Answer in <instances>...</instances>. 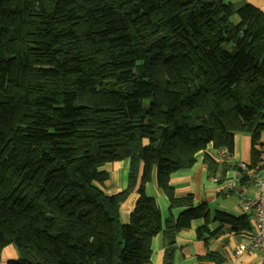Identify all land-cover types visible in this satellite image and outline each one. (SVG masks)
Listing matches in <instances>:
<instances>
[{
    "label": "trees",
    "instance_id": "obj_1",
    "mask_svg": "<svg viewBox=\"0 0 264 264\" xmlns=\"http://www.w3.org/2000/svg\"><path fill=\"white\" fill-rule=\"evenodd\" d=\"M238 21L235 22L234 19ZM251 138L262 160L264 12L225 0H0V254L7 264H148L163 235L173 264L182 230L208 241L252 217L177 197L172 176L197 156ZM128 161L108 195L102 168ZM205 161L219 182L237 166ZM219 176V177H218ZM169 204L164 218L146 188ZM137 191L128 223L121 205ZM174 211H178L175 215ZM218 223L215 228L212 224ZM197 264H226L208 253Z\"/></svg>",
    "mask_w": 264,
    "mask_h": 264
},
{
    "label": "crops",
    "instance_id": "obj_2",
    "mask_svg": "<svg viewBox=\"0 0 264 264\" xmlns=\"http://www.w3.org/2000/svg\"><path fill=\"white\" fill-rule=\"evenodd\" d=\"M227 3L242 4L250 3L264 12V0H225ZM216 150L212 145H209L206 152H201L197 156L196 164L190 169H183L175 173L171 178V184L175 188L177 197H184L188 194H193L195 205L207 203L210 209L211 217L213 218L216 211L225 212L233 216H241L246 214L240 201H232L231 197H227L225 192V184L228 180L237 176L236 171L229 170L226 174L225 181L214 183L211 178L212 174L208 164L205 161L206 154H213ZM260 152L261 162L255 167L260 174H264V134H262L261 141L258 146ZM252 145L251 138L248 134L237 133L235 135V144L233 157L236 162L251 164ZM109 169L110 179L104 184V190L108 195H113L124 190L128 182V161H121L111 163ZM231 165V164H230ZM232 166V165H231ZM123 171L124 179H121V172ZM127 173V174H126ZM126 174V177H125ZM219 177V176H218ZM242 195L251 196L255 187L250 181L243 186H239ZM146 191L155 193V199L158 198V205L161 209L169 208L168 201L161 189H159L155 182L150 183ZM139 198L137 191H134L127 201L121 205L120 216L125 215L129 221L130 215L133 213L136 202ZM157 201V200H156ZM199 203V204H198ZM240 209H239V208ZM178 211H174V214ZM163 214V213H162ZM203 225V221H195L191 229L182 230L174 242V260L173 264H197V258L205 256L208 253H218L225 257L226 264H264L263 257L260 251H249L241 256L235 258L232 256V251L240 244L245 242L242 238V233H231L228 228H224L223 234L217 238L208 241L197 238L196 230ZM219 224L214 223L212 227L215 228ZM167 244L163 235H158L154 238L152 244V257L148 264H163L167 254ZM18 258V251L10 245L6 247L0 254V264H7L9 261Z\"/></svg>",
    "mask_w": 264,
    "mask_h": 264
},
{
    "label": "built area",
    "instance_id": "obj_3",
    "mask_svg": "<svg viewBox=\"0 0 264 264\" xmlns=\"http://www.w3.org/2000/svg\"><path fill=\"white\" fill-rule=\"evenodd\" d=\"M213 158L217 164L223 165L228 163L240 168L255 187V191L251 196L242 195L238 183V174L225 184L226 196L238 195L240 197V203L245 212L251 215L253 224L251 232L242 233V238L245 239V242L232 251V256L237 258L249 251H260L264 262V174H260L251 164L236 162L228 149L222 148L215 151ZM211 180L214 183L218 182V179L214 175H212Z\"/></svg>",
    "mask_w": 264,
    "mask_h": 264
},
{
    "label": "rangeland",
    "instance_id": "obj_4",
    "mask_svg": "<svg viewBox=\"0 0 264 264\" xmlns=\"http://www.w3.org/2000/svg\"><path fill=\"white\" fill-rule=\"evenodd\" d=\"M245 3H242V4H234L236 7H241V6H243ZM235 20V22L236 21H238L237 20V18L236 19H234ZM111 163H109V164H106L103 168H102V170H106V171H109V169L111 168ZM127 174V173H126ZM126 174H125V177H126ZM121 175H122V177H121V179H124V176H123V171L121 172ZM149 193H151V194H149L150 196H152V197H156L155 196V193L153 192V191H149ZM232 199V201H235L236 202V200H238V201H240V197L238 196V195H232V197H231ZM156 200H157V202L158 203H160L159 202V200H158V198H156ZM199 204V203H198ZM239 208V207H238ZM240 209V208H239ZM163 214V217L164 218H167V217H169V215H170V213H169V209H168V207H167V209L166 210H163V212H162ZM178 213H176L175 215H177ZM121 222L122 223H128V220H127V217L125 216V215H123L122 217H121Z\"/></svg>",
    "mask_w": 264,
    "mask_h": 264
}]
</instances>
